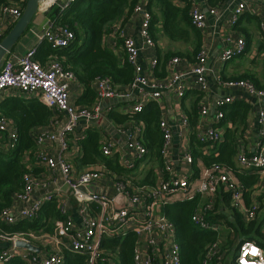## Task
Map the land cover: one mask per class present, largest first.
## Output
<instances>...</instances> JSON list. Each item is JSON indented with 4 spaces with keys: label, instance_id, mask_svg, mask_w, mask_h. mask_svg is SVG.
<instances>
[{
    "label": "built area",
    "instance_id": "obj_1",
    "mask_svg": "<svg viewBox=\"0 0 264 264\" xmlns=\"http://www.w3.org/2000/svg\"><path fill=\"white\" fill-rule=\"evenodd\" d=\"M28 0H12L9 4L0 5V43L6 37L8 30L22 17ZM42 0L39 12L46 14L56 6L65 10L77 0H52L46 3ZM209 2V0H205ZM208 8L204 12L197 0H191L190 19L192 26L204 33L208 25V15L218 16V8L223 2ZM237 6L233 9L229 25L234 27L240 17L249 12L260 18V33L264 39V17L260 10L250 8L242 0H233ZM134 18H139V41L128 34L121 25L112 28L108 33L113 40V47L119 42L125 54V62L134 69L135 79L127 87L114 84L110 78H97L92 83L95 102L90 107H78L73 103L74 84L81 85L75 75L66 71L56 56H50L41 64L35 59L37 49L30 50L17 62L5 61L0 69V96L9 92H17L25 97L37 98L53 113L49 126L34 130L31 134L38 152L35 165L45 164L51 175L59 170L65 186L70 190V196H64L60 191L45 197L30 208L15 214L14 208L30 199L38 188H45L50 182L39 180L35 173L24 175V189L13 196V205L0 215V221L8 226L20 222L32 221L37 218L39 210L46 203L54 202L64 221H59L52 235L47 236L54 245L52 248L39 247L42 235L34 233L7 235L0 233V239L10 243V246L0 251V264H9L14 259H20L25 264H64V245L69 252L86 256L85 264H99L103 259L101 248L104 238L115 235L125 236L134 233L137 245L134 251L135 264H181L180 245L177 242L176 229L172 222L162 214V206L191 200L196 195L205 200L192 217V223L202 231L221 234L225 229L224 219L210 220L211 214H216L217 200L226 195L230 206L241 215L246 223L255 221L262 208L260 201L264 197V89H259L250 80H225L219 71L224 64L235 57L242 56L246 51V41L243 37L229 39L227 48L219 55L214 68L208 67V52L201 48L195 57L193 65L184 71L177 67L186 62L185 59L173 58L167 64V76L157 78L146 72L139 63V56L145 50L152 57V69L157 66L155 41L151 37L150 27L152 16L148 10V2L141 0L133 11ZM43 40L52 50H63L75 40V33L65 25L52 19L40 29ZM107 34V35H108ZM106 35V36H107ZM229 92V95L211 98L210 83ZM189 91H195L200 96L197 120L192 124L188 115L179 113L177 125H172L161 118L159 126L163 135L161 157L163 167L160 168L157 182L153 185H137L131 180L116 174L103 164H95L91 169L80 171L76 164L67 157L59 160L50 157L44 148L46 144L59 142L63 150H68V142H78L90 128H100L103 120L108 118L112 107L109 103H125L124 114L136 115L148 104L161 102L164 93L171 92L178 101L185 99ZM233 92L243 93L258 102L257 115L259 122L258 141L254 152H246L238 147L237 168L243 175L257 177L253 190H249L237 179L233 172L220 165L201 168L195 177L194 156L190 139L195 136L201 144L208 145L204 151L210 155L211 150L225 141L227 107L238 97ZM63 122L60 136L50 129L55 123ZM131 127L117 128L119 135H124V143H118L106 132L100 138V152L105 158H117L119 165L126 170H132L142 163L147 150L141 142L144 124L130 119ZM177 128L178 138L187 139L188 143L180 144V164L175 165L173 159L174 136ZM101 132V131H100ZM0 150L8 153L16 147L18 134L15 123L0 113ZM110 183L114 196L91 192L89 187ZM250 202L247 203L246 196ZM122 196L123 201L116 199ZM72 201L77 203V212L82 220L77 227L70 213ZM128 203V205H124ZM17 241L33 244L41 249V253H33L16 247ZM225 257L220 241L208 250L204 264H210L213 259L221 264ZM112 264V261H109ZM236 264H264V249L254 242H244L238 248Z\"/></svg>",
    "mask_w": 264,
    "mask_h": 264
},
{
    "label": "trees",
    "instance_id": "obj_2",
    "mask_svg": "<svg viewBox=\"0 0 264 264\" xmlns=\"http://www.w3.org/2000/svg\"><path fill=\"white\" fill-rule=\"evenodd\" d=\"M12 0H0V5L9 4ZM141 0H77L65 10L57 9L55 20L67 26L75 33V40L63 50H52L49 44H42L44 51L38 52L35 59L44 64L50 56H56L66 71L72 72L84 87V95L78 104L92 105L95 102V94L92 83L97 78H110L114 84L127 87L135 79L134 69L127 62L121 64L117 54L104 46L105 36L117 25L122 27L133 15L136 5ZM148 10L152 16L150 27L151 37L155 32L164 33L172 43H188L191 37L195 39L194 52L183 53L180 51L163 53L157 52V66L154 74L157 78L167 76V64L173 58L190 59L192 55H198L202 48V35L191 24L190 9L191 0H181L182 5L177 6L175 0H146ZM212 6L220 0H209ZM12 28V27H11ZM10 28V29H11ZM9 29V30H10ZM9 32V31H8ZM7 32V34H8ZM6 34V35H7ZM249 80V77L237 78ZM236 79V80H237ZM251 79V78H250ZM251 81V80H250ZM258 86L256 81H251ZM200 96L193 105V111L187 114L192 124H195L198 115ZM125 103H116L110 113V119L118 125H123L132 119L144 124L141 142L147 150L144 161L155 163L163 167L161 150L163 135L160 130L161 111L156 103L148 104L140 113L132 117L116 111L124 107ZM252 104L246 101L236 102L231 105L226 113V121L231 122L233 128H227L225 141L211 150L210 155L204 151L208 145L201 144L195 136L190 139L191 149L194 156L195 177L200 174L201 168L211 167L215 164L230 169L247 189L253 188L257 177L239 173L236 159L239 140L246 131L248 117ZM0 113L10 118L16 125L18 139L16 147L3 153L0 150V215L13 205V196L24 189V175L35 173L32 165L37 161V146L31 136L36 128L46 127L52 123L54 113L42 104L38 99L10 98L0 104ZM78 145L83 151L79 159L80 166L93 167L95 164H103L116 174L131 180L137 185H153L156 182L155 173L149 171L146 176L138 177L136 167L126 170L119 165L117 158H105L100 152V133L97 130H89L81 138ZM199 164L201 168L199 169ZM250 202L249 195L246 196ZM200 197L195 196L191 200L178 203H170L162 206V214L165 215L175 226L177 242L180 245L181 264H204L208 250L217 241L221 242V235L216 232L202 231L194 226L192 217L200 205ZM224 204L228 208L226 214L209 216L210 220L224 219L227 230L223 237L227 238L223 248H237L244 242H254L264 249V217L259 214L255 221L246 223L230 206L229 198L223 196ZM218 208V206H217ZM216 208V209H217ZM264 209L262 204L261 210ZM260 210V211H261ZM263 211V210H262ZM263 217V218H262ZM57 204L46 203L38 212L36 219L24 220L15 226H8L0 221V233L7 235L30 234L52 235L56 224L64 221ZM233 236V239L231 237ZM240 240L239 246L235 247V240ZM137 245V237L134 233L125 236L115 235L102 240L101 248L104 252L103 259L99 264H135L134 251ZM222 249V248H221ZM222 250V251H224ZM64 264H85L86 256L64 251ZM9 264H25L20 259H14ZM210 264H217L213 259ZM235 264V263H233Z\"/></svg>",
    "mask_w": 264,
    "mask_h": 264
},
{
    "label": "crops",
    "instance_id": "obj_3",
    "mask_svg": "<svg viewBox=\"0 0 264 264\" xmlns=\"http://www.w3.org/2000/svg\"><path fill=\"white\" fill-rule=\"evenodd\" d=\"M242 1L246 3L250 8H255L256 10H260L261 13L260 17H264V0H242ZM197 2L202 6L203 11L208 13L207 12L208 8L212 6L210 2H206L205 0H197ZM175 3L177 6L182 5L181 0H175ZM236 6L237 3L233 0H227L223 2L222 5L218 8L219 10L218 16L208 15V22H207L208 25L206 31L204 33L199 31L202 35V48H204L208 52V67L214 68L216 66L218 57L227 48L228 45L227 41L229 39L234 40L237 37L241 36L246 41L245 53L242 56L235 57L229 60L226 64L223 65V67H221L219 73L222 76V78H224L225 80H236L237 78H241V77H246V78L249 77V80L253 82L256 81L258 86L261 87V89H264V39L261 37V33H260V18L258 16L250 14L249 12H246L240 17L237 24L234 27H231L229 25V19L233 9ZM56 8H58L61 11L64 10L62 6H56L50 9V11L46 14L37 13L35 15L30 25V28L22 36L19 42L15 45L12 52L9 55H7L5 61L10 60L17 62L21 57L25 56L32 49H37L36 54L38 52L44 51V49L41 48V46L46 42L43 40L40 29L42 28V26H44V24L47 22L48 19L55 20L57 15ZM139 23H140L139 18H134V16L132 15L128 19L126 24L123 26V29H125L128 34L136 38L138 41H139V25H140ZM158 30L159 31L155 32L153 38L156 44L155 46L156 55L158 50H160L163 53H167L170 51L171 52L180 51L183 53L191 54L194 52L196 45L194 37H191L187 43V46L184 47L182 46V44L185 43L183 42L172 43L167 39L164 33L160 31V29ZM113 43L114 42L109 34L105 36L104 46L107 49L113 50L119 57L121 64H124L125 54L121 42H119L115 47H113ZM151 58L152 57L150 56V54L147 53L145 50H142L140 52V56H139L140 65L146 72L152 73L153 75L154 70L152 69ZM236 60H246L245 66L241 68L239 66L233 65V62ZM185 61L186 62L182 63L180 66L177 67L178 71L187 70L193 65L194 63L193 55L192 58L185 59ZM210 80L212 81L210 83V87L212 93L211 98L213 100H216L219 97L230 94L229 92L218 88L214 83V81L212 79ZM84 93L85 91L82 84L79 86L77 84H74L72 101L78 107L91 106V105L87 106L84 104H78V102L82 99ZM231 95H233L234 97H238V99L234 103L240 101H246L252 104V108H251L252 110L248 117L247 128L245 133L243 134L242 139L239 140L238 147H240V149L246 152H254L259 134V122L257 115L258 102L255 99L250 98L243 93L233 92ZM10 98L37 99V98L22 96L17 92H9L7 94L0 96V104ZM197 99H198V93L195 91H189L185 96V99L182 101H178L171 92L164 93L161 102L157 104L161 111V118L165 119L167 122L171 123L174 126L177 125V118L179 113L181 112H184L186 114L192 113L193 105ZM115 104L116 103H109L107 104V106L113 108ZM230 107L231 105L227 107L228 111ZM110 111L112 112L113 110ZM116 111H118L121 114L125 113L123 111V107L117 109ZM129 121L130 120L126 121L123 125H118L110 119V114H108V118H105L103 120L99 129L90 128L89 130L99 131L100 138L101 135L105 134L102 132H106L110 136V138H113L116 142L124 143L126 137L124 135H119L117 133V128L120 126H124L125 128L131 127ZM226 126L230 129L233 128L231 122H227ZM62 127H63V122H58L54 124V126L50 129V131L52 133H55L56 136L59 137L62 132ZM41 128H36V129L38 131ZM174 130H176V132L174 136L175 145H174L173 159L175 161V165L178 166L180 164L179 160L181 157L180 144H184L185 141H187V139H181L180 142V138H178V134H177V128L174 127ZM0 138H5V136L0 134ZM68 147H69L68 150H63L61 144L59 142H56L54 144L48 143L44 148L47 150L50 157L55 160H59L61 156H65L71 162L76 164L77 168L80 171L91 169L90 166H83V167L80 166L79 159L81 158L83 151L79 145L75 144L73 141H69ZM236 164H237V159H236ZM32 168L33 170H36L35 175L39 180H48V182L50 183L45 188H38L30 197L29 200L25 202H20L16 206V208H14L15 214L20 213L21 210L30 208L32 205H34L37 202L44 201L46 196L50 194H55L57 191H60L64 196L71 195L69 188L65 186L63 183L59 170H56V172H54V174L51 175V172L47 169L45 164H40V165L33 164ZM200 168L201 165L199 164V169ZM135 169H136L135 174L138 177L146 176L147 173L149 171L151 172L152 170H154L153 172L155 173L156 182L158 180V177H160V173H159L160 167L155 165V163L153 162L144 161L142 163H138ZM253 188H249V190H253ZM88 190L91 192H96L108 196L115 195V190L110 183L94 185L89 187ZM200 199H201L200 200V205H201L203 204V202H205V200H202L201 197ZM260 201L262 204H264V197H261ZM223 202H224L223 198L219 196L217 200L218 208L216 214L215 215L211 214V215L216 216L220 214H226L228 212L227 211L228 208H226V205ZM124 205H128V203ZM77 207H78L77 203L72 201L70 213L76 226L81 227L82 220L77 212ZM262 210L259 212V214L261 213V216L264 217V209ZM47 236L49 235H42L43 239L40 242V245H38L39 247L48 248V249L52 248L54 243L52 241H49ZM9 246H10L9 242L0 239V251ZM60 247L62 251L63 250L68 251V249H65L66 247L64 245H60L59 248ZM221 264H223V261Z\"/></svg>",
    "mask_w": 264,
    "mask_h": 264
},
{
    "label": "water",
    "instance_id": "obj_4",
    "mask_svg": "<svg viewBox=\"0 0 264 264\" xmlns=\"http://www.w3.org/2000/svg\"><path fill=\"white\" fill-rule=\"evenodd\" d=\"M41 1L42 0L27 1L22 17L16 22V24L11 28V30L8 32L6 37L0 43V69L5 62V58L7 57V55H9L12 52L15 45L19 42L22 36L30 28V25L35 15L39 12V5ZM122 201H123L122 196H119L116 199L117 203H121ZM16 247L37 254L41 253L39 247L24 241H17Z\"/></svg>",
    "mask_w": 264,
    "mask_h": 264
},
{
    "label": "rangeland",
    "instance_id": "obj_5",
    "mask_svg": "<svg viewBox=\"0 0 264 264\" xmlns=\"http://www.w3.org/2000/svg\"><path fill=\"white\" fill-rule=\"evenodd\" d=\"M182 46L186 47L187 46V43L182 44ZM245 63H246V60H236V61L233 62V65L239 66V67L242 68V67L245 66ZM188 140H189V138H187V141H185V144L188 143ZM228 214H229V212H228ZM226 230H227V227L225 226V229L221 233L222 234L221 235V242L224 244V247H226L225 244L227 242L226 241L227 238H226V236H225V238L223 237V233H225ZM231 239H233V236L231 237ZM241 242H242L241 239L240 240L239 239L238 240L236 239L235 242H234L235 247L239 246V244ZM223 244L221 246L222 250H224ZM238 248L239 247H237L236 249L235 248H230V250L229 249H225L224 250L225 251V257L223 259V264H233V263L236 264V257H237V253H238ZM112 264H115L114 261H112Z\"/></svg>",
    "mask_w": 264,
    "mask_h": 264
},
{
    "label": "bare ground",
    "instance_id": "obj_6",
    "mask_svg": "<svg viewBox=\"0 0 264 264\" xmlns=\"http://www.w3.org/2000/svg\"><path fill=\"white\" fill-rule=\"evenodd\" d=\"M50 1H52V0H50ZM46 3H47V4L50 3L49 0H47Z\"/></svg>",
    "mask_w": 264,
    "mask_h": 264
}]
</instances>
